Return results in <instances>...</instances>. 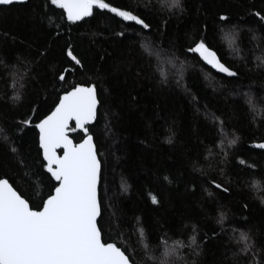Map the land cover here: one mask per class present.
<instances>
[{"label":"trees","instance_id":"16d2710c","mask_svg":"<svg viewBox=\"0 0 264 264\" xmlns=\"http://www.w3.org/2000/svg\"><path fill=\"white\" fill-rule=\"evenodd\" d=\"M106 2L149 28L95 7L69 22L50 0L0 5V177L30 205L46 199L55 182L35 124L65 89L90 84L100 102L88 133L101 162L103 237L137 264H158L152 257L166 248L176 249L172 264H264V150L253 148L264 142V0H182V10L166 0ZM201 38L237 77L189 51ZM69 45L82 66L69 63ZM249 230L255 248L242 252Z\"/></svg>","mask_w":264,"mask_h":264},{"label":"snow or ice","instance_id":"6c2138e0","mask_svg":"<svg viewBox=\"0 0 264 264\" xmlns=\"http://www.w3.org/2000/svg\"><path fill=\"white\" fill-rule=\"evenodd\" d=\"M14 2L0 0V5ZM166 3L169 8L182 10V0H166ZM50 4L62 9L69 22L91 16L95 7L107 9L124 21L149 28L144 19L132 11L122 10L106 0H50ZM256 16L264 22V15L257 12ZM221 20L226 21L227 18L221 17ZM236 31V26H233L232 32ZM189 51L197 53L207 65L221 73L230 77L239 75L221 61L214 45L210 46L204 38ZM66 55L70 58L69 63L82 66L70 45ZM69 72V69L62 70L57 80L65 81V73ZM15 99H19V96ZM58 101L54 110L35 124L39 129V147L46 161L43 166L55 181L54 190L46 194V199L42 198L40 204L30 205L29 199L10 183L9 178L0 177V264H137L134 254L121 241L105 239L102 235V199L98 191L101 162L93 138L87 134L88 129L85 127L96 116V88L90 84H75L70 90L65 89L58 96ZM246 102L255 110L256 104L251 94L247 96ZM71 121L75 122V128L85 133L79 143H74L69 136V132L74 130L70 128ZM22 123L28 125L31 121L24 119ZM238 139V136H233L228 139V144L234 145ZM166 141L171 143V135L166 137ZM256 147L264 149V142L258 143ZM61 148L63 154L58 155L57 149ZM208 183L217 190L225 193L229 191L228 187L215 180H209ZM151 199L153 203L158 202L155 195ZM219 214L221 217L226 215L224 212ZM240 239L245 241L242 252L255 248L250 230L241 231ZM190 240L196 245L195 235ZM144 250L145 255L151 251L147 245ZM175 252V248H166L162 257L152 259L158 264H172L168 258Z\"/></svg>","mask_w":264,"mask_h":264},{"label":"water","instance_id":"95a60500","mask_svg":"<svg viewBox=\"0 0 264 264\" xmlns=\"http://www.w3.org/2000/svg\"><path fill=\"white\" fill-rule=\"evenodd\" d=\"M26 2H27V0H15V2L12 3V4H10V5H13V4H23V3H26ZM10 5H1V6H10ZM196 54H197V53H196ZM218 57H219V56H218ZM199 58H200V57H199ZM200 59H201V58H200ZM201 61H202L206 66H208V67L211 68L213 71H215L216 73H219V74L224 75V76H228L226 73H221V72H219L218 70L213 69L211 66L207 65L202 59H201ZM96 94H97V99H98V106H97L96 116H95V118H94L92 121L88 122V123L85 125V127H86L87 129H88L89 126L94 125V123H95L96 120H97V113H98V109H99V106H100V102H99V98H98L97 89H96ZM53 110H54V109H53ZM72 127H74V129H75L76 132H79V133H82V134L85 135V133L83 132L82 129L75 128V122H74V121H71V122H70V128L72 129ZM37 130H38V133H39V129H37ZM71 134H72V131L69 132V136H70V138L73 140V142L76 143L75 140L73 139V137L71 136ZM87 134H89V133H87ZM89 135L92 136V138H93V143H94L95 148H96V144H95V141H94V137H93V135H92V134H89ZM80 142H81V141H80ZM78 143H79V142H78ZM257 144H258V143H255V144L253 145V148H255V149H260V148L256 147ZM260 150H264V149H260ZM41 151H42V149H41ZM96 151H97V148H96ZM57 153H58V155H62V154H63V149H62V148H61V149H57ZM97 155H98V153H97ZM42 157H43V154H42ZM98 159H99V157H98ZM99 160H100V159H99ZM44 162H45V164H46V161H44ZM46 170H47V169H46ZM48 174L50 175V173H48ZM100 174H101V173H100ZM54 182H55V181H54ZM99 188H100V183H99V186H98V191H99Z\"/></svg>","mask_w":264,"mask_h":264},{"label":"rangeland","instance_id":"374dc122","mask_svg":"<svg viewBox=\"0 0 264 264\" xmlns=\"http://www.w3.org/2000/svg\"><path fill=\"white\" fill-rule=\"evenodd\" d=\"M260 58V57H259ZM263 63V62H262ZM264 65V64H263Z\"/></svg>","mask_w":264,"mask_h":264}]
</instances>
